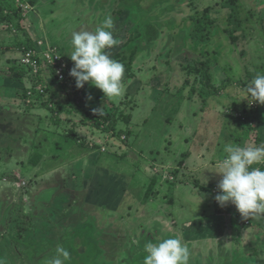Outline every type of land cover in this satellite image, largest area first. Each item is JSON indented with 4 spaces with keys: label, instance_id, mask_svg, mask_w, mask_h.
<instances>
[{
    "label": "rangeland",
    "instance_id": "obj_1",
    "mask_svg": "<svg viewBox=\"0 0 264 264\" xmlns=\"http://www.w3.org/2000/svg\"><path fill=\"white\" fill-rule=\"evenodd\" d=\"M22 3L24 8H28L24 10V18L20 20L19 25L16 21L14 24L11 23L12 25L0 21V264H9L10 260L15 264H20L21 261L23 264H39L47 259L51 260L58 246L66 248L71 254L65 264H74V262L76 264H143L147 255L145 246H138L136 241L133 245L129 242L128 247L127 244L123 247L120 241L113 239L114 231L107 230V215H110L108 207H100L95 213L92 206L85 204L86 209L80 208L82 212L76 216L77 220L71 224L66 223L65 216L69 212L64 204L68 195L65 187H69L66 182L70 184L81 181L79 178L82 172H78V168L92 164V158L97 156L94 155L93 148L101 146L98 152L111 153L118 158L129 152V158L135 161L132 151L134 148L131 147L136 145L158 161L163 160L161 165L165 166L160 168L163 178L160 181L166 182L164 178L170 174L167 169H173L178 171L177 176L186 177L187 183L201 182L200 179L207 166L205 161L202 166L194 161L200 155V158H203L205 155L202 156V153L208 154L205 147L213 145L215 139L213 132L207 134L205 138L199 137V149H192L195 136L201 133L202 124L198 123V117H205L201 121L204 123L210 111V121L215 119L217 123L219 120L222 122L224 118L221 117L219 107H222L228 116L221 126L224 132L221 138L229 136L232 145L260 146L256 141L260 132L264 143V125L260 130L256 128L254 131L245 126L244 130L249 132L250 136L248 140L243 138L240 142L239 134L242 129L241 123L247 120V116L251 117L259 113L264 120L262 113L264 104L251 103L250 97L249 100L244 98L248 96L247 88L253 78L257 74H264V0H179L175 9L168 11L167 16L162 19L166 21L173 19V21H163L164 24L159 26L162 35L152 45L140 41L143 26H146V23H141L140 16L133 17L129 13L119 20L114 12L111 13L114 7L111 0H35L30 6L28 0H22ZM232 6H237L241 11L239 15L242 20L241 27L237 30H234L236 24L231 21L234 18L230 15ZM128 10L132 8L127 7L124 12ZM108 15L113 17L112 32L119 43L106 51L111 58L123 63L126 75H133L123 80L126 89L124 95L112 102L119 104L120 101H130V104H122L121 108L127 106V112L132 109V112L130 111L132 119L128 125L120 121L117 128L132 130L133 134L138 136L134 140L129 137L125 139L126 134L123 133L120 138L115 137L110 129L104 131L91 127V117L102 112L104 107L107 108L105 112H112V107L107 102L109 99L104 97L99 88L86 82L83 88H77L75 95L71 93L76 98V103L82 107L81 111L79 113L61 111L59 110L61 105L68 106L66 97L51 90L42 93L43 85L36 84L39 78L37 73L31 70L33 67L23 65L25 64L23 62L28 61V59L24 60V57L27 54L39 53L42 46L56 52L54 47L58 46L55 44L62 36L65 37L62 48H72L73 31H94L102 26V21ZM202 19L208 22L204 31L207 43L202 42L198 45L194 42L197 40L195 37L188 34L184 37L181 31L190 27L188 29L192 32L191 27ZM231 36H237L238 39L232 41ZM27 40H32L34 50H26L29 52L26 54L24 48L29 43ZM170 42L175 47L172 56L164 51V44ZM36 44H39V50ZM72 50L70 49L71 52ZM145 53L149 54L148 59ZM57 54L60 55L58 52ZM60 57L65 62L64 57L61 55ZM207 57L213 58L211 68L214 86L220 88L227 78L231 83L222 86L218 94H211L204 104L203 98L198 97L196 90L200 89L201 94L204 95L207 88L202 85L195 86L196 82L193 81L185 83V79L188 67H195L198 61L205 62ZM129 60L132 61L130 70L126 65ZM69 61L73 67L74 62L71 59ZM18 65L27 70L21 81L12 75V70ZM46 73L44 72L45 80H54V74ZM252 74L255 75L253 78H251ZM194 86L196 89L191 91ZM54 99L58 101L55 102ZM184 101H189V104ZM234 101L237 103L236 106L233 104ZM50 106H53L55 111L50 110ZM205 107L210 110H205ZM99 108V112L94 111ZM8 113H13V117L8 121L2 120L1 116L3 115L4 118ZM240 115L244 118L242 117L237 123L236 120ZM81 119L85 120L84 124ZM74 122L77 124L76 129L79 134L77 140H74L75 137L69 132ZM211 127L214 128L213 125ZM195 128L198 129L197 133L193 132ZM83 138L86 139L85 143L88 144L86 147L91 149L92 153L83 148L85 144ZM29 142L32 144L28 148ZM183 152L191 155L187 162ZM9 153L11 155H8ZM35 153L41 154L42 160L47 158L45 164H41L44 162L41 159L36 165L31 163ZM217 157L220 163L225 155L215 156ZM3 159L8 161V165ZM56 159L63 160L61 165L56 166ZM181 160L184 161L183 165H180ZM141 164H145V161ZM257 167L264 169V164H259ZM175 181H179V178ZM75 184H71L69 188L73 189ZM83 185L86 186L87 181H84ZM163 185L169 186L168 183ZM214 186L217 187V184L211 185L210 193H213ZM54 188L64 193L60 200L52 198L50 202H46L41 198V193L45 192L43 197H48L50 192L46 191ZM161 201L162 199L159 202ZM159 202L150 203L155 204L150 206L156 207L157 211L153 214L154 219L144 221L145 226H153V229L159 227L157 222L162 219L159 216L164 213V206ZM13 203L16 204L17 221H12L11 216H7L8 209ZM119 207L122 210L124 206L120 204ZM76 208L73 206L71 210ZM184 209L187 211L186 214H192V211L196 210L187 204H184ZM119 215H116L117 219L121 218ZM250 221L251 219H247L245 223L248 224ZM133 224L132 219L125 221L126 226ZM133 228V233H136L135 226ZM6 233L10 236L19 234L20 237L16 238L18 241L15 244L12 240H8L4 245L6 238L3 239V236ZM242 238L234 243L225 238L220 244L223 246L209 242L199 251L197 248L188 247L193 250L189 252V264H264V257L262 262L257 258L253 263L242 258L244 252L236 249L238 246L244 248L247 244Z\"/></svg>",
    "mask_w": 264,
    "mask_h": 264
},
{
    "label": "crops",
    "instance_id": "obj_2",
    "mask_svg": "<svg viewBox=\"0 0 264 264\" xmlns=\"http://www.w3.org/2000/svg\"><path fill=\"white\" fill-rule=\"evenodd\" d=\"M64 39V36L58 38L57 43L55 44L58 47L54 48L56 49V52L60 53V55L64 57L65 62H67L68 64V68H72V65H70L69 61V55L71 54L70 49L72 48H62L64 46ZM36 48L38 50L40 49L38 45L36 46ZM41 48L42 52H35L34 56L39 55L43 57L44 51H54L53 49H46L44 46H42ZM43 68L45 74H47L46 72L50 73L49 69L46 68V65L43 66ZM45 74L43 73V75ZM233 104L234 106L237 105L235 101ZM204 109L210 110L206 109V107ZM219 109L222 113V119L224 118L222 122L221 120H219L217 123L215 119H212L210 121V111H208V117L206 116L207 119H205L204 123H201V121H203L205 117H198V123L200 125L202 124L200 127L201 133H197L198 129L196 128L193 130V132H196L198 136H195L192 149H199V137L203 136L205 138L207 134L213 132V139H215L213 145H207L205 147L208 151V154L202 153V156H205L203 158H200V155L199 157H197V159L195 158L196 160L194 161L199 166H202L204 161L206 163L207 167H205V171H203V176L200 179L201 182L195 181L187 183L188 179L186 177H179V181L171 184L170 181L166 180L167 178H169V175H167V178H164L166 182L160 181V179H163L161 176L160 168H162L164 164L161 165L162 161L158 160L157 163H160H155L153 157L137 145L136 147H131L134 148L132 151L135 155L133 156L135 161H132L129 158V152H127L124 156L118 158L111 153L98 152V148H100L101 146H97L92 149L96 152H93L94 155H97L95 158H92V164L88 166L82 165L78 168V172H82V176L79 178L81 179V181L71 182L70 184L67 183L68 181L66 182V185H69L70 188L71 184L76 183L73 186V189L65 187L67 188L66 190H71H69L68 192L65 190L68 195L66 196V199L64 198V204L65 207L69 209V212H67L65 216L67 217L66 223L71 224L72 222H75L78 218L76 216H79L81 214L80 212H82L83 209H86L84 207L85 204L92 206L93 210H95V213L100 210V207L105 206V208L108 207L110 209V215H107L106 213L108 217L107 230L109 232L114 231L115 234L112 233L113 239L115 241L117 240L118 242L120 241L123 247H125L126 244V247H128L129 242H132L133 245V242L136 241L138 243V246L144 247L147 243H156L161 239L176 237L179 238L187 247L197 248L199 251L202 247H206L209 242L220 245L226 238L230 242L233 241L234 243L237 239L243 237L242 239H245L247 241V244H245L244 247L246 250L244 248H239V246L236 248L241 249L244 252L242 254V258L249 263L256 262L255 260L257 258H260V262H262V257H264V215L253 214L248 218H244L238 212L236 207L231 206L230 203L226 204L223 207H221L220 205L217 206V204L215 203L216 194L209 192L211 185L218 184L219 180L221 179V174L215 172L218 170L219 166L218 157L215 158V156H226L227 154L223 151L224 146L226 144H233L232 141L229 142V136H224L221 138V135L224 133L221 126L224 125V123L226 122L225 119L228 118V116L222 107H219ZM262 113H264V109ZM12 115L13 113H8L4 118L2 115L1 119H7L8 121V119H11L13 117ZM248 118L249 120H251V131L256 130V128L260 130V127L264 125V120L262 119V116L260 117L259 113H256L254 114V116ZM7 121H5V123ZM236 122H239V120L237 119ZM76 125H74L75 129ZM210 125H213L214 128H212ZM245 126L246 125L244 124V122H242V129L239 132L241 139L240 142L243 141V138L247 139L249 136V132L244 130ZM76 132L78 134L77 129ZM261 135L262 134L260 132L257 134L256 141L260 143V146H264V143L262 141L263 136ZM77 137H79V134ZM83 139V143H85L86 139ZM221 140L223 141V144ZM31 144L32 142H29L28 148ZM86 145L88 147V144L85 143L83 144V148L92 153V150L87 148ZM9 151L11 150L9 149ZM150 153H152V151H150ZM133 154L131 153V155ZM188 154V152H183V157L186 159V162L188 160V157L191 156ZM8 155H11V153H9ZM213 158L215 160H213ZM46 159V157L43 158V160L41 159L42 161H44L41 164H45ZM55 161L57 162L56 166H59L61 165V161L63 160L58 161V159H56ZM142 161H145V164L142 165ZM184 161L180 162V165H183ZM3 162L7 163L8 161L6 159H3ZM147 163L148 165H146ZM258 165L259 164H256L255 167H257ZM75 170H77V166H75ZM176 179L177 178L175 177V180ZM84 181H87L86 186L83 185ZM163 183H168L169 186L167 187L166 185H163ZM50 190L56 192L53 193ZM50 190L46 191L50 192V195H48V197H43L45 192L41 193V198L45 199L46 202H50L52 198H57L58 200H60L62 198V195H64L62 191H59L56 188ZM52 193L53 195L51 196ZM161 199L162 201L159 202ZM197 199L201 200L197 201ZM154 201L155 204H158L157 202H159L164 206V213H162L163 215L159 216L162 218L161 221L157 222L158 220L156 219L157 225H159V229L156 228L157 226L153 229V226L149 227L144 225V221L146 219H154L153 214L156 213L157 208L150 206L155 205L150 204L154 203ZM199 203H201V205H198ZM120 204L124 206L122 210L119 207ZM184 204L190 205L196 210L192 211V214H186L187 211L184 209ZM73 206L77 207L76 210H71V207ZM80 208L82 210H80ZM158 208H162V206H158ZM117 214H120L119 216H121V218L118 217L117 219ZM130 219H132L134 224L126 226L125 221H129ZM247 219H251L248 224L245 223V220ZM134 226L137 230L136 233H133ZM162 233L165 234L160 236V234ZM136 237L139 240H136ZM190 251L193 250L189 249V252ZM205 252L206 251H204V254Z\"/></svg>",
    "mask_w": 264,
    "mask_h": 264
},
{
    "label": "clouds",
    "instance_id": "obj_3",
    "mask_svg": "<svg viewBox=\"0 0 264 264\" xmlns=\"http://www.w3.org/2000/svg\"><path fill=\"white\" fill-rule=\"evenodd\" d=\"M114 20L105 17L102 26L94 31H73L72 52L74 62L69 75L75 79L77 88L89 83L99 88L104 97L120 98L126 89L123 83L125 67L123 63L111 58L106 49L117 45L112 29ZM247 98L252 102L264 104V74H257L247 88ZM91 98L90 96L88 97ZM99 112V109H94ZM223 151L227 154L220 161L218 170L221 179L217 184L219 192L215 200L221 207L228 203L235 205L242 217L264 215V169L252 167L264 164V146H239L226 144ZM143 264H189V249L179 238L169 237L156 243L145 245ZM70 252L58 246L49 264H65Z\"/></svg>",
    "mask_w": 264,
    "mask_h": 264
},
{
    "label": "trees",
    "instance_id": "obj_4",
    "mask_svg": "<svg viewBox=\"0 0 264 264\" xmlns=\"http://www.w3.org/2000/svg\"><path fill=\"white\" fill-rule=\"evenodd\" d=\"M102 1V0H101ZM179 1V0H178ZM177 0H167V1H163V2H159V0H111V4L114 5L113 9L111 10V13L114 12L115 15H117L119 18V20H121L122 18H125V14H129L133 17H138L140 16V20L141 23H146V26L144 27V30H142V35L140 34V41L142 43H149L150 45H152L155 41L159 40L160 36L162 35L161 32L159 31V26H162L164 24L163 21L165 22H172L173 19H169V20H162L163 17L166 15L168 11L174 10L175 9V5L178 2ZM28 4L32 5L35 3V0H28ZM29 5V6H30ZM127 7H131L132 10H128L127 12H124L125 9ZM28 7L24 8V3H22V0H0V21H5L9 24L13 23L16 21L18 23V25L20 24V20H22L24 18V14L25 11ZM241 11L238 10L237 6H232V12L230 13L231 16H234V18L231 20L233 23L236 24V26L234 27V30H237L241 27V19L239 18ZM161 21H160V19ZM161 22V23H160ZM206 24H208L206 19H202L199 20L198 24H195L191 27L192 32H190L188 28H184L185 31H181V34L185 35H191L193 36V38L195 37L197 40H194V42L198 45H200V43L204 42L205 44L207 43V37L204 35V31H205V26ZM12 25V24H11ZM21 26V25H20ZM196 26V27H194ZM13 29V28H11ZM22 29V27H21ZM25 32V31H24ZM232 33V30L230 31ZM192 33V34H191ZM232 35V34H231ZM201 37V38H198ZM232 37V38H231ZM231 40L232 41H236L238 39L237 36H231ZM169 38V37H168ZM171 38V37H170ZM30 40V38H29ZM27 40L29 43L26 44V48H24V52H26V50L29 49H33L34 48V44L32 43V40L29 41ZM136 45H139L140 43H135ZM39 44H36V46ZM197 45V46H198ZM148 50H146L147 52ZM164 51H166L167 54H171L175 51V47L173 43H169V44H164ZM168 51V52H167ZM146 54V59H148L149 54ZM35 55V54H34ZM31 56V59L33 61V63L35 64L34 66H36V71L33 70V68L31 70H33L34 72L37 73L38 76V80L36 82V84H40L43 85L42 87V93L47 92L48 90H51L56 92V93H61L66 97V103L68 106H64L61 105V107L59 108V110L63 111V110H68L70 113H79L82 109V107L76 103V98H74L73 95H71V93H75L77 92V87L74 86L73 84H75V79L73 77H66V80H60L58 78V75L56 74V68L60 65L59 61L51 64L47 61H45L46 59L42 56ZM47 66V68L49 69V71L54 74V80H50L47 81L45 80L46 78L44 77V75L42 76V74L44 73V63ZM43 63V64H42ZM213 64V58H208L205 62L201 61L199 63V61L197 62V65L195 67H191L189 66L187 69V78L185 79V83L187 82H196L195 86L197 85H202L203 87H206L207 90H205L204 95L201 94L200 89L196 90L198 92V97L199 98H203V103H206V100L209 96H211V94L216 95L218 94L219 91V87L214 86L213 84V73H212V66ZM26 65V64H23ZM128 67L127 69L130 70L132 68V61L129 60L126 64ZM27 67H29V65H26ZM33 66V67H34ZM31 67V66H30ZM16 69L12 70L13 71V76L18 79L19 81H21V79L24 78V76L27 73V70H24L25 68H22V66L19 67L16 66ZM11 75V76H12ZM133 76L132 74H125L124 75V80L127 77H131ZM255 75L252 74L251 78H253ZM254 79V78H253ZM229 79L227 78L226 80L223 81L222 86H228V83L230 84L231 82H228ZM45 83V84H44ZM244 84L247 85V82L244 81ZM193 87L191 89V91L195 90L196 87ZM221 86V87H222ZM220 87V88H221ZM71 88V89H69ZM192 94V93H190ZM109 100H107L108 103H110V106L112 107V112L108 113L105 112L106 111V107H104L102 109V112L97 113V115L92 116L91 120H92V124L91 127H96L97 129H101V130H108L111 131L113 133V136L120 138L121 134H126L125 139L127 137L131 138V139H135V134H133L132 130H125L123 128L119 129L117 128V124L122 121L125 122L126 126L128 125V123L130 122V120L132 119V109H129L130 111L127 112V106L124 108H121V105H126V103L130 104V101H120L119 104L118 103H112L116 98H108ZM129 99V98H127ZM190 99V97H189ZM55 102H57L58 100H55ZM54 101L52 100L53 104ZM184 103L189 104V101H184ZM127 104V105H129ZM50 110H54L53 106H50ZM127 112V113H126ZM243 116L240 115L238 117V120H240ZM244 118V117H243ZM247 120L244 122V124L246 125L247 129H251V120H249L248 116L246 117ZM82 123H85L84 119H81ZM237 121V120H236ZM80 123V122H79ZM238 123V122H237ZM74 125L75 122L73 123ZM71 126V128L69 129V132L73 135V137H75L74 140H77V132L75 127ZM128 128V127H127ZM133 138H132V137ZM130 139V140H131ZM142 149V148H141ZM152 151V150H151ZM126 153V151H125ZM41 159V155L38 153H35V156L33 157V159L31 160V163H33L34 165L37 164ZM155 163H157V158H153ZM163 161V160H161ZM182 162V160H181ZM256 164L252 165V167H255ZM177 170H171V176L169 175V178H167L166 180L170 181L171 183L177 182L175 181V178L177 176ZM174 178V179H173ZM149 193V190H148ZM229 209V208H228ZM7 216H11V220L12 221H17L18 219V215L16 212V204H12L7 212ZM9 224V223H8ZM19 224V222L17 223V225ZM24 231V230H22ZM4 237L6 239H4ZM3 237L4 239V245L5 242H8V240H12L13 244H15L18 240H16V238L20 237L19 234L12 235L10 236V234H7ZM46 261H48V263L51 261L49 259L45 260L44 262L47 263ZM44 262H37L39 264ZM9 264H15L12 260L8 261ZM20 264H23V262H19ZM47 263V264H48ZM74 264H76L74 262Z\"/></svg>",
    "mask_w": 264,
    "mask_h": 264
},
{
    "label": "built area",
    "instance_id": "obj_5",
    "mask_svg": "<svg viewBox=\"0 0 264 264\" xmlns=\"http://www.w3.org/2000/svg\"><path fill=\"white\" fill-rule=\"evenodd\" d=\"M29 53V52H26V54ZM34 54H27L26 57H24V60L25 59H28V61L26 62H23L25 63L26 65H29L31 67H33L35 64L33 63L32 59H31V56H33ZM43 57L46 59L45 61L51 63V64H54L56 62L59 61L60 65L56 68V74L58 75V78L60 80H66V77H71L69 75V69L68 68V64L67 62H64L63 59L60 57V55L57 54V52L55 51H52V50H46L44 51L43 53ZM36 66L33 67V70L36 71ZM212 192L214 194H217L219 192V189L217 187H213V190ZM215 203L219 205V203L215 200ZM231 206H235L233 204L230 203Z\"/></svg>",
    "mask_w": 264,
    "mask_h": 264
},
{
    "label": "water",
    "instance_id": "obj_6",
    "mask_svg": "<svg viewBox=\"0 0 264 264\" xmlns=\"http://www.w3.org/2000/svg\"><path fill=\"white\" fill-rule=\"evenodd\" d=\"M163 166H165V165H163ZM167 171H168V173L171 174V170L167 169ZM170 174H169V175H170ZM170 176H171V175H170ZM176 178H179V176H176Z\"/></svg>",
    "mask_w": 264,
    "mask_h": 264
}]
</instances>
